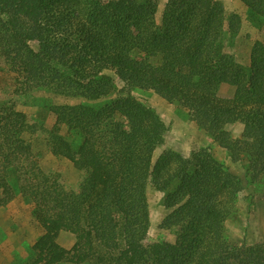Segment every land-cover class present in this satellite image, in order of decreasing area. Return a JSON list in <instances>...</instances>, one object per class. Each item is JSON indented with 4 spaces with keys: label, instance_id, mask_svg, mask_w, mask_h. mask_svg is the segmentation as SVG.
<instances>
[{
    "label": "trees",
    "instance_id": "1",
    "mask_svg": "<svg viewBox=\"0 0 264 264\" xmlns=\"http://www.w3.org/2000/svg\"><path fill=\"white\" fill-rule=\"evenodd\" d=\"M160 2L0 0V59L14 95L45 114L0 106V184L12 168L13 190L43 227L31 264H264V242L236 246L225 230L239 194L264 177V42L244 50L238 17L218 0H165L158 21ZM240 2L264 20V0ZM142 90L185 112L208 145L156 157L167 126L132 96ZM50 114L65 134L46 128ZM38 132L78 164L75 188L20 162L21 136ZM149 188L166 193L158 228L171 241L147 242ZM63 231L69 248L54 238Z\"/></svg>",
    "mask_w": 264,
    "mask_h": 264
},
{
    "label": "rangeland",
    "instance_id": "2",
    "mask_svg": "<svg viewBox=\"0 0 264 264\" xmlns=\"http://www.w3.org/2000/svg\"><path fill=\"white\" fill-rule=\"evenodd\" d=\"M104 2L108 0H102ZM223 7L235 14L239 20L238 34L239 43L245 50L256 40L264 42V20H253L249 17L246 7L240 0H218ZM161 0L158 6L157 20L161 16ZM14 77L9 72L8 66L0 59V106L7 105L15 111H21L29 116H35L39 120L45 119V114L38 112V105H33L32 100L24 96L16 97ZM23 96L22 94H20ZM132 96L144 102L151 110L160 114L167 126L165 142L156 152V157L163 150H172L184 157H190L193 151L208 145L207 139L199 131L192 119L177 106L169 104L149 90L135 91ZM37 100L48 97L44 92L33 94ZM50 97V96H49ZM38 102V101H37ZM55 102L65 103L63 99H55ZM46 128L56 129L65 134L66 129L59 124L57 119L50 114L47 117ZM233 134H238L239 128L231 129ZM24 134V133H23ZM22 134V135H23ZM38 135V136H37ZM68 140L72 137L66 135ZM73 142L77 141V137ZM217 157L225 162L233 171L242 175V166L232 164L226 154L213 146ZM21 157L25 165L37 163L39 168L45 172L58 173L61 182L68 188H75L80 179L76 162L73 157L64 158L59 153V146L46 141L44 134L38 132L34 137L26 134L21 136ZM2 160H0V165ZM2 166V165H1ZM1 170V169H0ZM0 175H3L1 171ZM7 186L0 184V264H31L34 260L32 246L42 235L43 227L37 225L31 216V206L27 200L16 193V180L12 168L8 169L5 175ZM252 187V189H251ZM245 188L238 197L235 214L225 225L226 239L230 244L240 246L242 244L251 245L264 242V177L255 185ZM11 193H10V192ZM166 193L154 191L149 188L148 198L151 209V227L148 233L147 242L171 241L173 232L163 231L158 228V224L163 217L165 210L163 199ZM11 199L6 201L7 199ZM56 241L69 248L74 241V237L69 232H60L54 235Z\"/></svg>",
    "mask_w": 264,
    "mask_h": 264
}]
</instances>
